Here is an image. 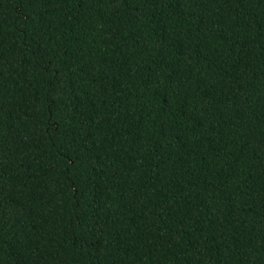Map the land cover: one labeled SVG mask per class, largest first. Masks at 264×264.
<instances>
[{
    "label": "trees",
    "instance_id": "16d2710c",
    "mask_svg": "<svg viewBox=\"0 0 264 264\" xmlns=\"http://www.w3.org/2000/svg\"><path fill=\"white\" fill-rule=\"evenodd\" d=\"M0 264H264V0H0Z\"/></svg>",
    "mask_w": 264,
    "mask_h": 264
}]
</instances>
